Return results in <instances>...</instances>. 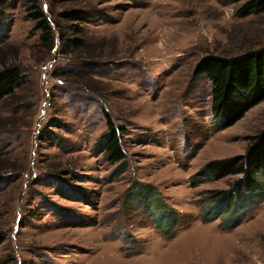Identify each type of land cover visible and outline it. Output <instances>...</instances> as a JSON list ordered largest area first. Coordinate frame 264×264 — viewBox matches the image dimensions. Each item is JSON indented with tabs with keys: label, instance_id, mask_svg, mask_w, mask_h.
Masks as SVG:
<instances>
[{
	"label": "rangeland",
	"instance_id": "374dc122",
	"mask_svg": "<svg viewBox=\"0 0 264 264\" xmlns=\"http://www.w3.org/2000/svg\"><path fill=\"white\" fill-rule=\"evenodd\" d=\"M245 1L41 0L50 49L30 5L0 0V46L18 48L8 61L25 77L0 101V264H264V196L224 229L202 218L206 197L239 175L190 184L264 129V101L220 129L212 81L194 76L206 55L264 45V13L236 15ZM72 23L82 47L70 42ZM107 113L124 128L121 162L100 143ZM137 184L172 210L134 195Z\"/></svg>",
	"mask_w": 264,
	"mask_h": 264
},
{
	"label": "trees",
	"instance_id": "16d2710c",
	"mask_svg": "<svg viewBox=\"0 0 264 264\" xmlns=\"http://www.w3.org/2000/svg\"><path fill=\"white\" fill-rule=\"evenodd\" d=\"M18 1L30 5L32 17L42 31L40 35L42 45L53 49L56 33L42 10L41 0ZM256 13H264V0H246L236 10L238 17H247ZM67 17L78 23L86 21L80 11L71 10ZM70 28L79 34L71 38L72 45L84 46L86 37H83V27L72 23ZM64 37L61 33L60 40L63 41ZM17 49L12 44L0 46V101L14 96L25 81L21 66L8 61L12 51L15 55L18 54ZM203 74L211 79L213 85V115L218 120L219 128L226 129L264 101V45L236 55H206L200 59L194 71L196 77ZM106 116L109 131L100 137V143L110 161L113 163L124 161L126 154L121 142V133L124 128L117 126L110 114L107 113ZM263 169L264 129L252 137L245 154L217 158L205 163L200 170L190 176L191 185L210 179H220L227 175L239 176L231 188L215 191L213 196L206 197L208 206L202 218L205 221H211L220 217V225L224 229H233L242 223L247 217L246 205L264 196V186L259 181ZM130 191L134 195L139 194L141 198H152L157 203L163 201L156 189L149 185L137 184L130 188ZM164 205L166 211L172 210L165 202ZM4 240L5 236L0 234V245Z\"/></svg>",
	"mask_w": 264,
	"mask_h": 264
}]
</instances>
